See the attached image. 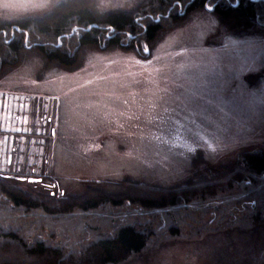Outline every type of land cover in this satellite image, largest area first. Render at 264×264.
I'll return each mask as SVG.
<instances>
[{
	"label": "rangeland",
	"instance_id": "obj_1",
	"mask_svg": "<svg viewBox=\"0 0 264 264\" xmlns=\"http://www.w3.org/2000/svg\"><path fill=\"white\" fill-rule=\"evenodd\" d=\"M62 1L0 0V23L42 16ZM146 1L92 3L98 12L134 10L143 22ZM212 4L181 24L164 23L141 53L89 47L80 51L78 65L63 68L28 46L16 64L0 68V172L21 180L23 189L117 196L133 192L135 184L137 192L171 187L206 166L231 164L242 151L264 150V24L259 32L237 30ZM175 10L184 13L183 5L172 6L167 16ZM9 149L21 168H6ZM242 199L220 206V217L230 214L226 220L210 221L208 203L199 200L167 212L106 204L70 219L37 210L29 220L44 222L47 233L58 229L68 245L87 230L113 233L122 221L150 228L147 247L120 264H264V225H248V207L231 209ZM170 226L180 233L170 235ZM9 248L0 252V264H43L17 243Z\"/></svg>",
	"mask_w": 264,
	"mask_h": 264
},
{
	"label": "trees",
	"instance_id": "obj_2",
	"mask_svg": "<svg viewBox=\"0 0 264 264\" xmlns=\"http://www.w3.org/2000/svg\"><path fill=\"white\" fill-rule=\"evenodd\" d=\"M208 1L148 0L145 2L147 7L141 10L144 18L141 23L135 19L139 13L135 14L134 10L98 12L92 0H64L42 16L0 23V68L16 64L28 46L34 47L38 56L48 64L63 68L78 65L80 51L89 47H119L141 53L155 43L157 35L166 28L164 23L167 26L171 22L172 25L181 24L187 14L203 8ZM212 1L211 10L221 21L244 32L262 30L260 23L264 24V0ZM181 5L184 7L182 16L176 10L167 16L169 7L179 8ZM126 182L123 179V183ZM133 182L130 180V183ZM21 183V180L0 172V252L8 251L9 246L17 243L28 256L40 259L43 264H120L142 252L153 235L147 226H137L136 220L134 223L122 221L117 223L113 233L103 235L87 230V235L81 234L68 245L62 242L58 229H50L51 232L47 233L48 227L43 228L44 222L29 220L37 210L55 218L70 219L74 213L86 215L106 204L117 208L124 207L127 202L136 205L140 212H167L199 200L208 203L212 221L220 217V206L227 200L230 199L229 203L242 197L240 205H233L231 209L245 210L248 207L249 211L245 210L249 212L245 213L250 219L248 225H264V150L242 151L231 164L206 166L196 170L192 178L171 187L138 188L141 191L137 192L135 184L133 192L124 190L117 196L94 191L71 198L63 191L48 193L33 187L23 189ZM236 188L241 191L235 192ZM189 213V216L193 214ZM222 215L220 218L223 220L230 218L228 212L226 215L222 212ZM231 223L240 225L235 220ZM168 232L176 236L180 230L170 226ZM89 236H93V240H87Z\"/></svg>",
	"mask_w": 264,
	"mask_h": 264
},
{
	"label": "flooded vegetation",
	"instance_id": "obj_3",
	"mask_svg": "<svg viewBox=\"0 0 264 264\" xmlns=\"http://www.w3.org/2000/svg\"><path fill=\"white\" fill-rule=\"evenodd\" d=\"M5 136H7V135H4V140H5V142H4V145L6 144V142H7V137H5ZM30 149H32V148H34V146L36 147V145H34V143L33 144H30ZM15 153H17V152H12L10 149L7 151V158H8V160H7V162H6V168H8V167H10L14 162H15V160H12V155H14ZM6 154V152H4L3 153V155H5ZM20 155L22 154V152H20L19 153ZM31 154V153H30ZM22 155H21V157H20V159L19 160H21L22 159ZM23 162L21 161V162H19V163H17L16 165L15 164H13L12 165V167H13V169H18V168H21V164H22ZM33 163H29V165H32ZM28 165V166H29ZM34 165V164H33ZM29 168H32V169H34L35 167L33 166V167H30L29 166ZM43 178H42V176H37V177H32V176H30V177H28L27 178V180L28 181H35V182H38V183H42V184H46V183H44L43 182V180H42Z\"/></svg>",
	"mask_w": 264,
	"mask_h": 264
}]
</instances>
